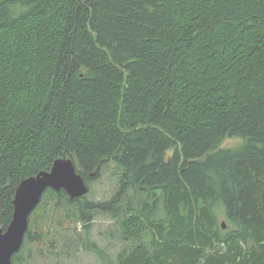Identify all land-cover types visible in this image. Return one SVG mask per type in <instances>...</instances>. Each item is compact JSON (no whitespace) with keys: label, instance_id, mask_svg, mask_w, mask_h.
Returning <instances> with one entry per match:
<instances>
[{"label":"trees","instance_id":"obj_1","mask_svg":"<svg viewBox=\"0 0 264 264\" xmlns=\"http://www.w3.org/2000/svg\"><path fill=\"white\" fill-rule=\"evenodd\" d=\"M58 158L89 189L113 162L116 185L47 189L12 264L65 241L98 264H264V0H0V228Z\"/></svg>","mask_w":264,"mask_h":264},{"label":"water","instance_id":"obj_2","mask_svg":"<svg viewBox=\"0 0 264 264\" xmlns=\"http://www.w3.org/2000/svg\"><path fill=\"white\" fill-rule=\"evenodd\" d=\"M47 189L64 190L73 200L84 196L89 188L70 158H58L50 169L23 179L15 190L11 221L4 230L0 228V264H12V257L23 242L29 217ZM222 228H225L224 222Z\"/></svg>","mask_w":264,"mask_h":264},{"label":"rangeland","instance_id":"obj_3","mask_svg":"<svg viewBox=\"0 0 264 264\" xmlns=\"http://www.w3.org/2000/svg\"><path fill=\"white\" fill-rule=\"evenodd\" d=\"M241 142L242 140L239 137H228L224 139L222 145L224 147H233L241 144ZM112 163H109L103 168L102 175L99 179L91 182L90 189L86 194L88 199H105L111 196L118 175L117 169L114 163ZM77 228L81 232L80 226H77ZM69 233L72 237H76L77 235L74 228L68 232V235ZM119 236V223L116 221V218H112L107 213L97 214L90 231L91 240L96 241L99 246L106 249L111 257H114L117 251L123 246L119 240ZM65 242L62 245L61 243L59 244L56 249L57 254L53 253L50 256L47 249H45L47 247L46 244L43 248L44 253H35L30 260V264H98L94 253L79 247L77 248L70 241Z\"/></svg>","mask_w":264,"mask_h":264}]
</instances>
